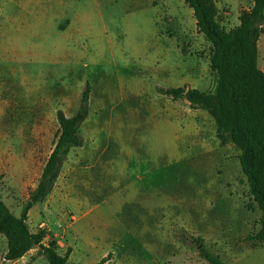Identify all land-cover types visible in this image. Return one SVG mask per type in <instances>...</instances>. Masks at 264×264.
Listing matches in <instances>:
<instances>
[{
  "label": "rangeland",
  "instance_id": "1",
  "mask_svg": "<svg viewBox=\"0 0 264 264\" xmlns=\"http://www.w3.org/2000/svg\"><path fill=\"white\" fill-rule=\"evenodd\" d=\"M230 29L252 0H217ZM212 43L184 0H0V195L21 215L87 82L90 114L28 223L69 264H264L261 210L207 110L158 87L212 91ZM264 56V34L261 42ZM50 235V236H49ZM49 264L38 248L17 261Z\"/></svg>",
  "mask_w": 264,
  "mask_h": 264
},
{
  "label": "trees",
  "instance_id": "2",
  "mask_svg": "<svg viewBox=\"0 0 264 264\" xmlns=\"http://www.w3.org/2000/svg\"><path fill=\"white\" fill-rule=\"evenodd\" d=\"M184 1L194 10L198 32L212 43L210 68L216 85L212 91L189 85L157 90L170 98L187 100L192 108L207 110L216 123L220 144H233L240 151L242 171L262 213L261 228L255 238L264 245V72L258 65V42L264 34V0H254L249 10L241 12L240 24L230 29L221 23L217 0ZM90 95L87 82L77 111L73 115L58 111L59 135L21 215H16L0 195V234L7 238L6 260L21 259L38 248L37 255L49 264H69V252L61 254L55 242L44 244L48 233L30 228L28 213L53 192L72 149L84 145L81 126L90 114ZM201 255L211 264H228L204 247ZM107 261L106 256L96 264Z\"/></svg>",
  "mask_w": 264,
  "mask_h": 264
},
{
  "label": "crops",
  "instance_id": "3",
  "mask_svg": "<svg viewBox=\"0 0 264 264\" xmlns=\"http://www.w3.org/2000/svg\"><path fill=\"white\" fill-rule=\"evenodd\" d=\"M232 1H234V3H239V5H240V2H242L243 0H232ZM253 4H254V0H252V3H251V7L253 6ZM250 7V8H251ZM250 8H246L245 10H249ZM240 16V15H239ZM240 24V20H239V22L237 23V25H239ZM236 25V26H237ZM262 38H263V34L261 35V37H260V39H259V42H258V50H259V57H258V65H259V67L261 68V70H263V72H264V56H262L261 55V42H262ZM52 152V151H51ZM51 154V153H50ZM50 156V155H49ZM49 158V157H48ZM48 160V159H47ZM47 160H46V162H47ZM46 162L44 163V165H43V167H42V169H41V171H40V174H39V177H38V180L40 179V177H41V175H42V172H43V169H44V167H45V165H46ZM63 167H64V165H63ZM63 169V168H62ZM61 173H62V171H61ZM60 176H61V174H60ZM60 176H59V178H60ZM59 178H58V181H59ZM58 181H57V183H56V185H55V188H54V190H53V192L50 194V195H53L54 193H55V191H56V189H57V184H58ZM39 182V181H38ZM37 187V185L33 188V190L35 189ZM32 190V191H33ZM40 205H39V203L38 204H36L35 206H33L31 209H30V211H29V213H28V217L30 216V214H32V212H34V210H36L38 207H39ZM34 232H36V231H34ZM50 236V235H49ZM44 244H48V243H46V241H44ZM33 250V249H32ZM6 252V251H5ZM23 258V257H22ZM19 260V259H18ZM9 261V260H8ZM15 261H17V260H15Z\"/></svg>",
  "mask_w": 264,
  "mask_h": 264
}]
</instances>
